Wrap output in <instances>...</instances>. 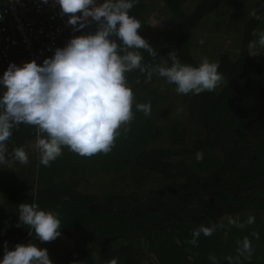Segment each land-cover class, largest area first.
Instances as JSON below:
<instances>
[{"label": "trees", "instance_id": "trees-1", "mask_svg": "<svg viewBox=\"0 0 264 264\" xmlns=\"http://www.w3.org/2000/svg\"><path fill=\"white\" fill-rule=\"evenodd\" d=\"M224 1L162 0V10L172 20L171 39L152 46L157 61L142 49L144 62L167 59L175 50L181 62L198 65L192 50L195 34ZM252 2L240 1L228 16L227 22L240 26L242 32L239 52L217 55L215 62L224 78L215 91L180 94L187 113L168 129L162 121L168 118L170 105L159 116L153 107L150 116L135 108L136 103L154 105L156 99H148L145 92L165 79L154 75L146 83L138 71L126 74L134 92L130 130L121 132L108 154L82 157L63 147L50 166L26 165L16 177L0 179V233L35 239L27 226H18V206L36 202L59 213L62 222L61 235L42 246L53 264H81L96 254L106 264L111 258L118 264H213L210 257L216 258V264H229L228 256L231 264H264V109L252 110L251 102L253 88L264 96V65L247 50L255 39L253 30L264 29V0ZM153 5L154 0H138L129 13L140 21L137 32L143 38L142 27ZM254 9L260 20L250 15ZM94 30L91 25L78 32ZM167 85L175 89L174 84ZM164 127L169 130L168 143L159 145ZM35 139V127L19 125L7 142L6 158L12 159L17 146L29 151ZM198 151L203 152L201 161L196 160ZM98 173L106 178L99 194L83 183ZM31 174L36 186L29 187L25 178ZM246 215H253L255 222L244 234L228 223ZM201 224L214 231L211 236L201 234L194 246L188 241ZM65 234L77 237L78 244L61 252L58 241ZM246 236L253 248L248 258L237 253V241Z\"/></svg>", "mask_w": 264, "mask_h": 264}, {"label": "clouds", "instance_id": "clouds-1", "mask_svg": "<svg viewBox=\"0 0 264 264\" xmlns=\"http://www.w3.org/2000/svg\"><path fill=\"white\" fill-rule=\"evenodd\" d=\"M47 4L48 0H42ZM60 15H68L67 24L74 32L95 25L94 31L73 36L64 47L55 48L54 55L44 58L42 64L33 59L18 66L10 62L0 77V165H8L7 142L13 129L24 124L36 129V139L31 143L39 154V162L48 167L62 155V148L82 157L99 153L108 154L115 146L121 132L127 133L134 120V92L127 75L134 71L145 75L150 83L154 75L174 84L181 95H199L213 92L223 80L219 65L201 57L198 65L181 62L177 51L167 54V59L145 63L141 50H146L152 61H157V51L138 34L140 21L130 15L138 0H54ZM250 15L261 17L254 9ZM2 19V17H0ZM256 39L247 44L249 55L257 56L264 50V29L253 30ZM203 44V40L200 41ZM169 61L171 63H169ZM136 83H140L139 77ZM163 90V88L161 89ZM135 108L145 116L151 115V104L136 103ZM13 161L28 164L24 146L12 149ZM196 160L203 159L198 151ZM19 225L27 226L29 235L42 242H51L61 235L59 213L40 208L36 202L18 206ZM255 222L249 215L243 223L229 219L230 225L243 229ZM220 224L219 227H223ZM214 229L201 224L192 232L188 243L197 245L201 234L211 236ZM252 236L258 238V233ZM237 253L248 258L252 243L246 236L237 241ZM213 264L216 258L210 257ZM231 264L232 257H227ZM0 264H53L47 249L29 241L17 243L14 249L4 244ZM78 264V262H73ZM107 264H118L116 258Z\"/></svg>", "mask_w": 264, "mask_h": 264}, {"label": "rangeland", "instance_id": "rangeland-1", "mask_svg": "<svg viewBox=\"0 0 264 264\" xmlns=\"http://www.w3.org/2000/svg\"><path fill=\"white\" fill-rule=\"evenodd\" d=\"M242 0H225L221 3L218 9L214 14H212L207 21L202 25L201 28L195 34L193 40L192 50L198 61H200L201 57H207L211 62L216 61V57L219 53L225 52L226 50L230 51L233 54H237L239 52L238 44L241 38V29L238 25H232L230 22H227L228 16L237 5ZM246 3L252 4L254 0H245ZM247 5V7H248ZM154 8L151 9L150 15L148 14V20L146 25L142 27L144 38L148 41L151 46L161 45L165 42H168L172 35V23L171 17L165 11H163V2L162 0H154ZM148 12V13H149ZM201 39L203 40V44L200 43ZM256 39V37H255ZM253 59L262 61L264 65V50H261L260 54L257 56H252ZM163 88V90H161ZM148 99L155 98L156 103L151 105L153 107V113L156 116L162 114L165 108L169 107L171 111L168 118L165 121H162L167 126L168 129L172 126V124L178 120L183 119V117L187 113L188 106L183 101L180 94H178L174 88L167 85L166 82L156 83L152 89H148L145 92ZM252 97V110H263L264 109V96L259 93L258 89L253 88L251 91ZM164 127V128H165ZM166 130V128H165ZM169 134V130L164 131L163 137H160L157 140V144H166L167 135ZM29 162L28 164H20L18 161H13V159L8 160V165H0V179H11L16 177L15 175L19 170H21L24 166H29V168H33V166H38L39 162V154L34 149L31 148L27 151ZM26 186H36V182H33V175L27 176L25 178ZM153 180V179H152ZM150 180L148 183L150 185L154 184V182ZM19 182V181H18ZM17 182V183H18ZM85 184L89 191H96V193L103 191L102 186L106 183V178L103 177L102 173H98L94 176H87ZM154 186V185H153ZM85 187V188H86ZM3 195L0 192V200H2ZM155 204V203H154ZM248 215V214H247ZM245 216L244 219L237 217L236 220L243 223L247 220L248 216ZM252 225H246L242 231L244 234V230L250 228ZM31 241L39 248H42L43 242L38 240V238H31L28 236H14L9 234V232L4 231L0 233V260L3 259L4 255V244L7 242L8 248L14 249L17 243L27 244ZM78 244V239L71 234H65L61 236L58 241V249L61 252H65L67 249L73 248ZM45 248V245L43 246ZM255 248H259V246H255ZM81 264H106L99 255H91V257H86L81 261Z\"/></svg>", "mask_w": 264, "mask_h": 264}, {"label": "built area", "instance_id": "built-area-1", "mask_svg": "<svg viewBox=\"0 0 264 264\" xmlns=\"http://www.w3.org/2000/svg\"><path fill=\"white\" fill-rule=\"evenodd\" d=\"M0 17V77L10 62L21 66L34 59L42 64L55 48L80 35L67 24L68 15H60L54 0H5Z\"/></svg>", "mask_w": 264, "mask_h": 264}, {"label": "crops", "instance_id": "crops-1", "mask_svg": "<svg viewBox=\"0 0 264 264\" xmlns=\"http://www.w3.org/2000/svg\"><path fill=\"white\" fill-rule=\"evenodd\" d=\"M5 2V0H0V5L2 4V3H4Z\"/></svg>", "mask_w": 264, "mask_h": 264}]
</instances>
